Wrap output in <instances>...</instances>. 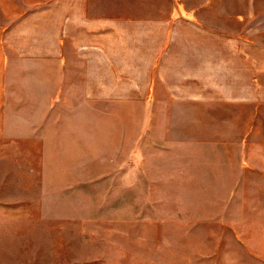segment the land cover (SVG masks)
Instances as JSON below:
<instances>
[{
	"label": "rangeland",
	"instance_id": "rangeland-1",
	"mask_svg": "<svg viewBox=\"0 0 264 264\" xmlns=\"http://www.w3.org/2000/svg\"><path fill=\"white\" fill-rule=\"evenodd\" d=\"M74 1L0 0V264H264V95L168 71L166 43L147 71L129 39L144 94L101 95L63 35Z\"/></svg>",
	"mask_w": 264,
	"mask_h": 264
},
{
	"label": "crops",
	"instance_id": "crops-1",
	"mask_svg": "<svg viewBox=\"0 0 264 264\" xmlns=\"http://www.w3.org/2000/svg\"><path fill=\"white\" fill-rule=\"evenodd\" d=\"M113 1L76 0L69 16L59 18L65 40L79 56L73 62L86 64L87 86L97 87L99 94H128L130 87L138 88L129 87L132 80L122 73L126 57L121 54L129 39L134 47L149 50L142 61L147 71L159 62L155 57L166 43L168 71L182 70L191 78L189 63L198 62L201 79L208 81L210 65L216 63L219 94L235 97L238 104L244 97L264 95V0ZM177 46L187 63L178 68L171 66L178 62ZM62 62L70 61L64 55ZM137 85L144 94L145 83Z\"/></svg>",
	"mask_w": 264,
	"mask_h": 264
}]
</instances>
